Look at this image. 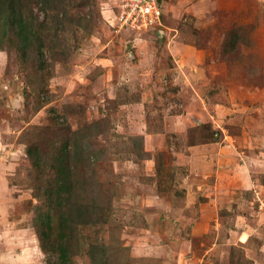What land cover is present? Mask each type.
I'll return each mask as SVG.
<instances>
[{"label": "rangeland", "instance_id": "374dc122", "mask_svg": "<svg viewBox=\"0 0 264 264\" xmlns=\"http://www.w3.org/2000/svg\"><path fill=\"white\" fill-rule=\"evenodd\" d=\"M121 4L22 0L44 56L0 14V264H48L35 217L55 172L28 151L40 141L47 159L55 133L76 148V132L101 158H68L73 264H264V0L201 20L164 4L175 39L120 28ZM190 44L206 58L187 63L175 48ZM205 142L227 150L225 175L187 180L179 154Z\"/></svg>", "mask_w": 264, "mask_h": 264}, {"label": "trees", "instance_id": "16d2710c", "mask_svg": "<svg viewBox=\"0 0 264 264\" xmlns=\"http://www.w3.org/2000/svg\"><path fill=\"white\" fill-rule=\"evenodd\" d=\"M43 2L48 4L49 0H43ZM0 14L5 18L7 33L19 37L25 56L29 55L31 50L44 56L42 51L44 44L39 37V32L34 31L24 18L22 0H0ZM34 39H37L36 45H34ZM92 128V125L88 126L85 131ZM60 132L59 130L58 134ZM78 134L80 135L79 132L74 133L76 148L75 145L71 146L69 141L63 137L59 140L57 133L52 135L53 137L46 142L47 147L44 145L47 148V150L45 149L46 153H48V158L45 160L43 159L45 151L40 141H35L28 151L31 161L38 169L42 168L43 165L45 166L48 160L50 168L55 172L54 178L45 187L46 208L38 207L35 217V228L42 242L43 251L48 257V264H73L71 239L69 237L71 214L66 210V205L69 203V194L74 190V187L70 183V162L68 158L71 152L74 153L75 151L78 157L85 155L86 158L89 156L87 159H91L92 156L98 159L101 158L97 149H94V145L89 144L88 140L86 141L87 135L82 136L81 134L78 136ZM77 137H79V141ZM62 141L63 143L60 144ZM80 145L84 146L80 147ZM55 225L59 228L58 240L53 239ZM92 248L96 249L97 246L92 245ZM91 255L94 264H107L108 262L106 254L96 256L93 253Z\"/></svg>", "mask_w": 264, "mask_h": 264}, {"label": "crops", "instance_id": "0c3cea01", "mask_svg": "<svg viewBox=\"0 0 264 264\" xmlns=\"http://www.w3.org/2000/svg\"><path fill=\"white\" fill-rule=\"evenodd\" d=\"M165 1V2H164ZM164 4H166V7L173 10L175 13V16H182V15H189L192 17H195L196 19H207L209 16H213L217 12H221L220 10L224 9V7L227 4V0H163V12L165 15V9H164ZM162 5V4H161ZM165 18H164V28L167 29L166 35L168 38L173 37L175 39L177 36L172 34V31H175L174 29L170 28L166 23H165ZM172 34V35H171ZM165 35V31H164ZM169 35H171L169 37ZM186 45L185 47H187ZM184 50H183V49ZM175 50H180V52H184L185 56H193V59L186 58L185 61L187 63H198V61L204 60L205 57V52L197 49L194 47L192 44L188 46L187 49H185L182 46H177ZM204 119L201 121L195 117L198 123H206L210 122L213 119H215V116L213 115L212 112L208 111L207 114H203ZM179 120L182 122L181 124H189L190 120L188 116H180L178 117ZM194 118V117H193ZM176 132V129H174ZM217 146H220V143H198L189 146L188 152L185 154H179V166L187 167L186 170L189 172L187 174V180L192 178L191 180H199V178H204L206 177L207 180L209 181H214V176L219 178H223L224 176V171L223 169L222 162L223 160L221 159V156L223 153L227 152V150L224 148L218 150ZM184 158V160H183ZM231 157L232 163L235 162V159ZM242 167L246 168L248 165H240L239 168L241 169ZM230 172V171H229ZM232 174L235 172L234 169L231 170ZM231 174V173H230ZM235 177V175L233 176ZM233 177L232 180H233ZM195 178V179H194ZM186 180V179H185ZM217 180V179H216ZM184 181V180H183ZM219 181V180H218ZM189 182H191L189 180ZM186 188H191L186 187Z\"/></svg>", "mask_w": 264, "mask_h": 264}, {"label": "built area", "instance_id": "2783aa9c", "mask_svg": "<svg viewBox=\"0 0 264 264\" xmlns=\"http://www.w3.org/2000/svg\"><path fill=\"white\" fill-rule=\"evenodd\" d=\"M120 28L165 31L163 9L160 0H122L120 5Z\"/></svg>", "mask_w": 264, "mask_h": 264}, {"label": "water", "instance_id": "95a60500", "mask_svg": "<svg viewBox=\"0 0 264 264\" xmlns=\"http://www.w3.org/2000/svg\"><path fill=\"white\" fill-rule=\"evenodd\" d=\"M159 36L162 38L164 36V31H160Z\"/></svg>", "mask_w": 264, "mask_h": 264}]
</instances>
